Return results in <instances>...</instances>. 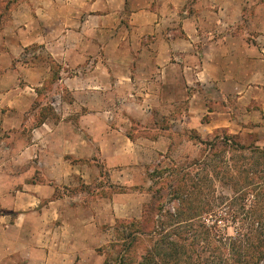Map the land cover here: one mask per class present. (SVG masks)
I'll use <instances>...</instances> for the list:
<instances>
[{
	"label": "rangeland",
	"instance_id": "374dc122",
	"mask_svg": "<svg viewBox=\"0 0 264 264\" xmlns=\"http://www.w3.org/2000/svg\"><path fill=\"white\" fill-rule=\"evenodd\" d=\"M16 1L45 4L0 0V92L22 89L17 100L23 106L15 112L7 106L14 93L0 95V118L9 121L4 132L0 128V264H136L149 255L150 264H164L158 253L168 242L184 244L191 254L182 264H201L198 260L209 253L214 256L207 264L212 259L225 264L237 258L234 253L242 246L255 250L264 238V189L246 199L242 194L249 183L264 180V155L258 151L264 149V118H235L241 108L233 101L231 118H208L202 104L190 112L184 102L154 111L124 108L130 97L116 92L110 113L78 122L79 111L68 106L72 96L61 80L77 69L53 58L44 43L29 44L13 56L16 32L45 35L47 30L14 27L8 14ZM111 2H124L125 22L127 1ZM49 29L56 33L61 28ZM90 64L80 63V70ZM62 115L75 122L73 130L57 124ZM43 121L50 126L31 132ZM75 131H83L82 142L72 137ZM33 134L35 149L30 146ZM225 134L247 147L201 143ZM71 146H80L82 156L66 153ZM176 182L182 195L173 199L170 189ZM166 186L171 193L163 195ZM153 198L163 204L161 214L154 215L160 234H147L150 228L143 232L132 223ZM253 200L259 201L252 205ZM214 222L219 230L207 235L204 226Z\"/></svg>",
	"mask_w": 264,
	"mask_h": 264
},
{
	"label": "crops",
	"instance_id": "0c3cea01",
	"mask_svg": "<svg viewBox=\"0 0 264 264\" xmlns=\"http://www.w3.org/2000/svg\"><path fill=\"white\" fill-rule=\"evenodd\" d=\"M106 1L103 6L101 0H45L44 7L37 1H16L9 9L8 20L14 27L47 28L45 35L16 32L14 57L29 44L44 43L53 58L77 69L61 80L72 96L68 106L79 111L78 122L110 113L116 92H127L130 97L124 108L154 111L184 102L190 112L202 104L208 118H231L228 109L233 101L241 108L235 118H264L262 0H126L125 22L124 2L115 5L113 0ZM238 24L241 27L236 30ZM54 26L60 31L48 30ZM250 32L253 35L248 38ZM74 56L77 60L73 61ZM87 61L90 67L80 70V63ZM29 89L35 94L33 87ZM8 92L14 93L15 99L7 106L20 112L23 106L17 99L22 89ZM250 103L254 106L245 113ZM210 104L213 109H208ZM72 121L62 115L57 124L73 130ZM8 122L0 118L2 132ZM42 126L50 124L43 121L31 132ZM82 133H72V137L80 143ZM34 138L33 134V149ZM63 138L68 142L67 136ZM97 148L100 152V145ZM66 150L75 158L83 154L80 146Z\"/></svg>",
	"mask_w": 264,
	"mask_h": 264
},
{
	"label": "trees",
	"instance_id": "16d2710c",
	"mask_svg": "<svg viewBox=\"0 0 264 264\" xmlns=\"http://www.w3.org/2000/svg\"><path fill=\"white\" fill-rule=\"evenodd\" d=\"M201 143L205 144L209 147L211 146H223L225 149L228 147H239L240 149L246 148L247 145H243L241 144L237 138L233 135H229V134H225L223 137H220L218 135H214V137L208 141H201ZM258 148V147H256ZM258 151L264 155V149L263 148H258ZM264 158V156H262ZM253 185V186H252ZM264 180H258L255 182H251L248 184V188L243 192L242 194V198L246 199L248 194H251L253 192H255L256 189L258 190H263L264 189ZM181 188V184L179 182H176V185H174L172 187V189H170V191H172V196L175 198H180L182 193L180 191H178ZM257 190V191H258ZM169 188L166 186L163 188V195L169 194L171 192H168ZM251 201V200H250ZM259 200H253L252 201V205H256L258 203ZM162 200L160 198H153V200L144 206L143 210H142V216L141 219L138 221H134L132 223H135L136 225H138V227L143 231L146 232L145 229L146 228H150L149 230H147V234H150L151 232L153 234H160V227H159V221H157V219L155 220V216H158L161 214V211L163 210V204L161 203ZM244 205V203H242ZM176 214H173V216H175ZM214 215V214H213ZM233 218H237L236 215H233ZM188 219H192V216L189 217ZM152 222L150 225L149 223ZM131 223V222H130ZM215 223V222H214ZM212 224V225H207L204 226V231L205 233L208 235L210 234L211 230H219L217 228V224ZM243 223H241L242 225ZM252 238H249L248 241H251ZM164 241V240H163ZM260 243H258V247L256 246L255 250H249L246 249V245L243 247L240 252L238 253H234V255L237 256V258H235V260H233V262H229L226 260L225 264H264V238H260ZM169 244V246H168ZM168 244H166V249L163 248V251H160L158 254L161 255V257H163V263L164 264H182L181 262H183V258H191V254L186 253V250L184 249V244H175L174 242H168ZM184 254L186 256H184ZM214 256V254L211 255V253L208 254L207 257L204 258V260L199 259L198 263L201 264H207V261L212 258ZM201 257V255L199 256ZM197 257V258H199ZM150 260L151 259V255L148 256L147 261L145 262H138L136 264H150ZM206 260V261H205ZM181 261V262H180ZM205 261V262H203ZM211 264H221V262H218L214 259L211 260Z\"/></svg>",
	"mask_w": 264,
	"mask_h": 264
}]
</instances>
